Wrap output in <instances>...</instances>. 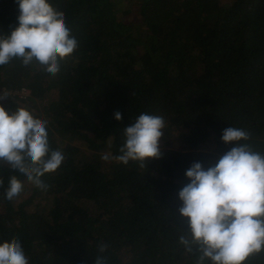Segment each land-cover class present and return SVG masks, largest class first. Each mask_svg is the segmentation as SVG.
Returning a JSON list of instances; mask_svg holds the SVG:
<instances>
[{
	"label": "trees",
	"instance_id": "trees-1",
	"mask_svg": "<svg viewBox=\"0 0 264 264\" xmlns=\"http://www.w3.org/2000/svg\"><path fill=\"white\" fill-rule=\"evenodd\" d=\"M118 1L49 0L79 45L55 76L36 62L0 66V86L31 89L27 101L0 104L46 120L51 149L66 157L42 177L45 190L0 163V243L19 239L29 264H95L98 255L107 264H196V248L179 242L188 234L179 213L186 171L213 166L235 146L222 141L229 126L250 132L241 143L264 154V0H137L139 21L129 24L116 16ZM19 14L16 0H0V36L19 26ZM145 112L162 116L165 132L183 128L182 146H161L145 166L104 161ZM209 141L212 150H201ZM13 175L23 191L8 200ZM246 264H264V251Z\"/></svg>",
	"mask_w": 264,
	"mask_h": 264
},
{
	"label": "clouds",
	"instance_id": "clouds-1",
	"mask_svg": "<svg viewBox=\"0 0 264 264\" xmlns=\"http://www.w3.org/2000/svg\"><path fill=\"white\" fill-rule=\"evenodd\" d=\"M16 2L19 26L10 35L0 36V66L17 59L24 66L36 62L55 76L61 70L60 61L79 47L65 13L49 0ZM7 97L4 93L0 100ZM114 115L118 121L123 119L120 112ZM47 129L48 122L32 109L17 107L9 113L0 104V163L42 190L48 187L42 177L56 172L66 158L61 150L51 149ZM164 129L162 116L141 113L124 128L120 154L105 153L101 158L125 165L130 160L139 161L145 166L149 158H161L159 141ZM250 139V132L229 126L223 131L222 141L235 146L213 166L205 169L196 162L186 171L190 183L179 191V213L187 218L188 234L181 235L179 242L188 252L196 248V264H246L250 256L264 251V154L253 150L249 143H241ZM3 183L0 180V187ZM22 191L23 182L11 176L6 198L13 200ZM106 250L103 243L98 248L99 253ZM0 264H29L19 239L0 243ZM95 264H107V258L98 255Z\"/></svg>",
	"mask_w": 264,
	"mask_h": 264
},
{
	"label": "rangeland",
	"instance_id": "rangeland-1",
	"mask_svg": "<svg viewBox=\"0 0 264 264\" xmlns=\"http://www.w3.org/2000/svg\"><path fill=\"white\" fill-rule=\"evenodd\" d=\"M118 9L116 16L119 20H122L126 23H134L139 21V14L137 12V0H119L117 2ZM130 9V10H129ZM185 132V130L181 127H173L170 129L169 132H164V135L161 137L159 141V146H167L171 148H180L182 146V141L180 138L181 133ZM213 148V144L211 141L207 142L206 144L201 145L200 149L203 151H211ZM91 153L90 151H86ZM27 193H23L20 198H16V202L18 199H23ZM39 203L38 201L34 200L32 202V206ZM45 203V201H44ZM5 208H1L0 212L5 213Z\"/></svg>",
	"mask_w": 264,
	"mask_h": 264
},
{
	"label": "built area",
	"instance_id": "built-area-1",
	"mask_svg": "<svg viewBox=\"0 0 264 264\" xmlns=\"http://www.w3.org/2000/svg\"><path fill=\"white\" fill-rule=\"evenodd\" d=\"M6 93L9 97L27 101L31 96V89L25 85L19 87L8 85L0 86V95Z\"/></svg>",
	"mask_w": 264,
	"mask_h": 264
}]
</instances>
